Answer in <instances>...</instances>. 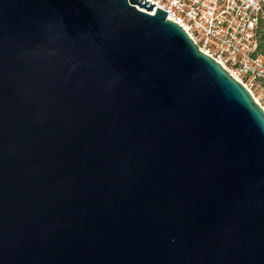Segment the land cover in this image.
Returning <instances> with one entry per match:
<instances>
[{
    "label": "water",
    "instance_id": "1",
    "mask_svg": "<svg viewBox=\"0 0 264 264\" xmlns=\"http://www.w3.org/2000/svg\"><path fill=\"white\" fill-rule=\"evenodd\" d=\"M147 0H0V264H264V112Z\"/></svg>",
    "mask_w": 264,
    "mask_h": 264
},
{
    "label": "built area",
    "instance_id": "2",
    "mask_svg": "<svg viewBox=\"0 0 264 264\" xmlns=\"http://www.w3.org/2000/svg\"><path fill=\"white\" fill-rule=\"evenodd\" d=\"M167 13L264 112V0H147Z\"/></svg>",
    "mask_w": 264,
    "mask_h": 264
}]
</instances>
